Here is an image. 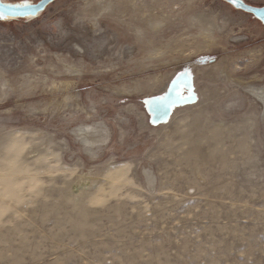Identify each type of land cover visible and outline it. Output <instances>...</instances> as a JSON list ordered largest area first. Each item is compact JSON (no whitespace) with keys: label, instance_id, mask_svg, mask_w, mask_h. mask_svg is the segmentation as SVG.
Returning a JSON list of instances; mask_svg holds the SVG:
<instances>
[{"label":"rangeland","instance_id":"374dc122","mask_svg":"<svg viewBox=\"0 0 264 264\" xmlns=\"http://www.w3.org/2000/svg\"><path fill=\"white\" fill-rule=\"evenodd\" d=\"M44 1L0 9V264H264V0L0 5Z\"/></svg>","mask_w":264,"mask_h":264},{"label":"bare ground","instance_id":"6f19581e","mask_svg":"<svg viewBox=\"0 0 264 264\" xmlns=\"http://www.w3.org/2000/svg\"><path fill=\"white\" fill-rule=\"evenodd\" d=\"M93 2H94V5H97L96 3H98L102 7V8H100V11H102V10L107 11L111 7V3H113V2H110V0H92L91 3H93ZM114 3H116V2H114ZM29 8H34V7H29ZM108 12H106V13H108ZM262 13L264 14V12H262ZM193 21H195L196 23H198L201 26V28H200L201 34L200 35L204 39H208V41L211 40L210 38L212 36H210L209 32L214 27H216V25L218 23V17L214 16V15H211L209 17H202L201 14H199V15L195 14L193 16L192 22ZM148 23L150 25V28H153V29L158 27L161 24L159 21L158 22H156V21L149 22L148 21ZM210 42H212V41H210ZM252 93H254V95L257 97V99L262 103V105L264 107V87H262L260 90L257 88L256 89L254 88V91ZM71 133L81 142L84 150L88 153H91V154L96 153L97 150H99L103 146H105V144L107 143V141H109V138H110L109 132L105 126H102V125L99 126V125H95V124H81L79 126H76L71 131ZM92 152H94V153H92ZM151 172L149 170H146V169L143 170V174L145 175L144 178H146L145 182H147V184H148L147 186L154 187L153 186L154 177L152 175L153 172L152 173Z\"/></svg>","mask_w":264,"mask_h":264},{"label":"water","instance_id":"95a60500","mask_svg":"<svg viewBox=\"0 0 264 264\" xmlns=\"http://www.w3.org/2000/svg\"><path fill=\"white\" fill-rule=\"evenodd\" d=\"M46 4V1H44L42 4L35 6V8H24V9H13V8H8L6 6L0 5V9H3L5 12L11 14V15H22V14H27V13H35L37 10H40L44 7ZM175 92V89L169 90L167 93V96L161 101L163 102L172 92ZM178 95V94H177ZM179 97V96H178ZM180 98V97H179ZM159 98L151 99L147 103V112L150 117V121L152 124H160L162 123L167 116L170 114V111L163 110L162 109V103L159 104ZM181 100L179 101L178 104H180ZM153 107V109H151Z\"/></svg>","mask_w":264,"mask_h":264},{"label":"crops","instance_id":"0c3cea01","mask_svg":"<svg viewBox=\"0 0 264 264\" xmlns=\"http://www.w3.org/2000/svg\"><path fill=\"white\" fill-rule=\"evenodd\" d=\"M169 90H171V87H170V89H169V84H168V86L166 87V92H164V94L162 95V96H160L161 98L162 97H164L165 95H166V93H168L169 92ZM175 92L177 93V91L175 90ZM178 94V93H177ZM178 96H179V94H178ZM155 98H159V97H157V96H152V98L151 99H155ZM150 99V100H151Z\"/></svg>","mask_w":264,"mask_h":264}]
</instances>
